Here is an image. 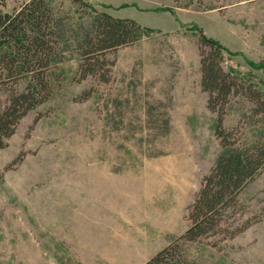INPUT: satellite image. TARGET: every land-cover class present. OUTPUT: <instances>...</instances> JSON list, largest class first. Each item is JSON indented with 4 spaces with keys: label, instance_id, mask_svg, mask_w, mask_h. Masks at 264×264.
Here are the masks:
<instances>
[{
    "label": "rangeland",
    "instance_id": "obj_1",
    "mask_svg": "<svg viewBox=\"0 0 264 264\" xmlns=\"http://www.w3.org/2000/svg\"><path fill=\"white\" fill-rule=\"evenodd\" d=\"M48 1L68 44L53 94L0 149V264H142L187 229V208L221 150L196 27L225 46L224 69L264 91V0H85L150 29L108 54V82L78 74L93 10ZM149 107L169 118L167 133L150 126ZM252 107L239 95L227 105L224 125L241 147L264 142V115ZM229 215V232L249 225L181 242L184 257L264 264V168Z\"/></svg>",
    "mask_w": 264,
    "mask_h": 264
},
{
    "label": "trees",
    "instance_id": "obj_2",
    "mask_svg": "<svg viewBox=\"0 0 264 264\" xmlns=\"http://www.w3.org/2000/svg\"><path fill=\"white\" fill-rule=\"evenodd\" d=\"M72 1L94 13L83 26L77 44L79 77L93 76L108 82L114 63L108 54L139 41L150 29L135 19L98 11L88 1ZM196 31L201 87L208 94V108L217 115L215 135L221 150L187 208V229L142 264H192L184 257L181 242L229 232L231 226L225 224L229 212L236 210L240 194L264 168V142L238 146L237 129L224 125L227 105L233 96L252 102V116L264 115V91L240 73L224 69L225 46L201 28L196 27ZM67 44L63 22L48 0H24L12 8L8 0H0V97L3 92L7 94L0 108V149L7 145L20 121L53 94L58 79L56 67ZM147 115L155 133L169 131L168 117L156 116L151 107ZM246 115L250 117V113ZM248 225L236 226L235 232L229 233L235 235Z\"/></svg>",
    "mask_w": 264,
    "mask_h": 264
},
{
    "label": "bare ground",
    "instance_id": "obj_3",
    "mask_svg": "<svg viewBox=\"0 0 264 264\" xmlns=\"http://www.w3.org/2000/svg\"><path fill=\"white\" fill-rule=\"evenodd\" d=\"M128 232V231H127ZM132 232V230L131 229H129V232L128 233H131Z\"/></svg>",
    "mask_w": 264,
    "mask_h": 264
}]
</instances>
